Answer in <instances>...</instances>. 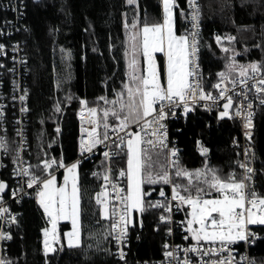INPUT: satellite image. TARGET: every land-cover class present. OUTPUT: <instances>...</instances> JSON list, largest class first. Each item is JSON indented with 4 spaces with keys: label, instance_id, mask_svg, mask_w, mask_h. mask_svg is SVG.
Masks as SVG:
<instances>
[{
    "label": "trees",
    "instance_id": "trees-1",
    "mask_svg": "<svg viewBox=\"0 0 264 264\" xmlns=\"http://www.w3.org/2000/svg\"><path fill=\"white\" fill-rule=\"evenodd\" d=\"M200 6L201 31L199 35L200 78L206 92L215 93L212 87L219 72H227L233 60L236 65L257 63L264 69V0H197ZM173 8L175 31L187 34L186 0H176ZM183 13V14H182ZM4 12H0V16ZM133 20L137 28L145 23L161 22V0H26L23 17L13 38L22 43L26 58L28 86L29 157L35 175L45 178L42 160L54 158L57 163L74 162L78 155L77 110L81 100L89 107L104 108L100 97L108 101L116 98L127 79L128 35ZM125 23L129 28H125ZM221 37L217 43L216 37ZM227 37H233L229 40ZM227 48L225 52L222 49ZM163 72L162 55L157 54ZM142 63V57H140ZM238 71L231 73L237 79ZM59 106L60 111H56ZM194 110L175 121L174 133L179 148L178 161L189 171L208 168L227 179L234 174L239 179V150L232 140L239 134V122L233 118H219L223 107L208 109L193 105ZM115 124L114 118L109 117ZM57 128L60 129L57 132ZM111 129L108 130V132ZM103 139L104 129H98ZM9 152L13 150L12 128L8 131ZM206 147L201 154L200 145ZM252 145L256 170V190L264 197V105L257 108ZM159 163L165 166L164 152L160 149ZM156 158V157H154ZM126 149H117L110 166L113 172L125 169ZM107 163L101 150L78 164V187L81 194L79 247L70 248L63 236L56 243L55 253L43 251V229L46 217L37 202L36 193L23 198L17 208L21 211L8 242V260L11 264H121L114 257L111 220L103 219L96 193L100 192ZM155 171H161L159 164ZM63 171L57 172L60 176ZM9 165L0 166V180L9 183ZM97 173V175H93ZM176 183L186 184L176 177ZM126 183V180H125ZM166 184H145L144 191L151 193L146 200L154 202ZM194 194V193H193ZM215 192L210 196L214 197ZM158 209H149L142 215L135 213V231L141 226L138 237H131L129 260H143L158 256L163 240V227L158 223ZM70 227L67 221L59 223L62 234ZM257 238L249 248L251 264H264V226H253Z\"/></svg>",
    "mask_w": 264,
    "mask_h": 264
},
{
    "label": "snow or ice",
    "instance_id": "snow-or-ice-1",
    "mask_svg": "<svg viewBox=\"0 0 264 264\" xmlns=\"http://www.w3.org/2000/svg\"><path fill=\"white\" fill-rule=\"evenodd\" d=\"M132 4L134 0H127ZM163 22L148 24L142 28H137V22L133 20L131 30L128 35L129 47L125 51L127 58V79L122 85V90L116 92V98L108 101L105 97H100L108 107L97 108L88 107V102L81 100L82 111L80 113L82 123L91 125L90 128H81L82 133H86V138L82 137L80 146L82 152H91L98 144H102L110 139L108 130L111 129L116 140L113 145L121 151L126 148L127 169L121 170L120 176L127 177V188H121L112 183L107 170L103 175L104 184L101 191L96 193L95 201L100 206V215L103 219L111 220V231L109 235L115 240L117 245L126 242L130 226H135V213L141 215L149 209H163L159 216L160 224L174 223L172 220V202H176L178 210H183L182 206H187L189 211L186 213L184 221H181L184 231L195 243L183 249L184 258L177 259L176 251H165V258L177 260V264H193L189 254L200 257L199 264H233L229 246L239 242H251L257 238L256 233L250 231L249 225L264 226V197L260 196L246 181L251 180L254 170L246 164L240 167L245 169V177L237 180L234 174H230L227 179L221 177L215 169L208 168L195 169L189 171L180 167L177 151L171 150L169 155L168 167L174 170L176 177L186 179L187 183H173L170 174L165 170V166L159 163V152L157 149L167 148V129L163 123L169 115L175 116L177 107H182L185 114L193 111V105L198 100L212 101L217 99L225 100L223 111L219 112V118H232L230 109L236 108L235 116H242L244 119L245 135L251 139V129L253 127V112L244 110L242 106L234 103L233 96L227 95L229 89L224 87L225 82L233 84L235 90V79L230 80V75L238 69L239 84L248 88L249 80L255 81L251 88L257 93H264V78L257 80L256 73L261 72V66L251 63L247 66L236 65L233 60L226 67L227 72H219L218 83L212 87L218 90V97L211 92L204 90L202 79L198 71L197 53L198 43L196 36L198 32L193 31L190 35H177L174 30L173 8L176 7V0H162ZM192 9L191 20L193 29L198 28L199 9L196 0H188ZM183 14V13H182ZM125 28L129 25L125 23ZM232 40L233 37H227ZM220 43L221 37H216ZM4 45L0 44V52ZM227 52L229 49L223 48ZM156 53H163L166 57V64L162 74L156 60ZM142 57V63L141 59ZM0 67H3L0 64ZM251 73V74H250ZM247 100L245 92L239 93ZM25 95L20 96L24 101ZM260 104L264 105V98L260 99ZM3 106L0 105V108ZM210 108L209 105H205ZM253 107L252 103L247 104V109ZM21 111H27L26 108ZM56 111H60L57 106ZM2 114V113H0ZM112 117L117 123H110ZM137 125L139 131H127L130 125ZM103 127V139L100 138L98 129ZM60 131L59 128L56 130ZM120 133H125L121 136ZM143 133V134H142ZM125 137H127L125 139ZM23 143V142H21ZM200 145V142L197 141ZM0 149H7L6 142L0 137ZM202 155H206L208 149L200 145ZM104 157L110 159L113 153L104 152ZM156 157V158H154ZM43 170L48 172L54 164L64 168V181L57 183V178L49 173V178L43 179L35 174H31L29 167L15 171L19 175L21 172L28 177L27 186H36L37 202L43 208L45 215L49 218L50 228L43 229L44 252L55 253L57 249L53 246L59 241L57 224L60 220H70L72 231L64 233L67 238L68 247H79L80 237V216H81V194L78 187L77 168L79 161L70 166H66L61 160H42ZM159 164L161 171H155ZM93 175H97L94 173ZM172 184L171 199L157 200L151 202L146 197L151 193L144 191L145 184ZM109 185L111 192L109 191ZM70 186V187H69ZM7 185L0 181V193H3ZM213 192L217 193L216 198H205ZM194 193V194H193ZM13 196L16 191H13ZM159 195L165 197L163 189ZM2 199V198H0ZM6 208L0 207V213H5ZM11 223H15L12 217ZM142 226V221H141ZM171 234L172 229L168 228ZM10 234L0 231V240H10ZM165 249L169 245H164ZM179 249V246H176ZM225 250H229L228 257L220 256L219 259H208L204 257H215ZM117 255L121 260L125 258L122 248ZM0 264H11L10 261L0 259Z\"/></svg>",
    "mask_w": 264,
    "mask_h": 264
},
{
    "label": "built area",
    "instance_id": "built-area-1",
    "mask_svg": "<svg viewBox=\"0 0 264 264\" xmlns=\"http://www.w3.org/2000/svg\"><path fill=\"white\" fill-rule=\"evenodd\" d=\"M25 1L26 0H0V12H4V15L0 16V44L4 45V49L2 52H0V64L3 65V67H0V105L3 107L0 108V137H3L7 149H0V166L6 167L9 165V168L11 170L10 173V180L9 183L0 180L6 183L7 187L3 193H0V207L6 208L7 211L5 213H0V231L8 233L11 235V232L13 228L16 226L18 218L21 214V211L16 207L17 204L20 203V201L23 198H29L35 190L38 188L36 186H33L32 188H28L27 182L28 177L24 176L21 172L19 175L14 174L15 171H18L20 169L26 168L31 166V161L29 157V137H28V130H27V122L29 119V105H28V86L26 83V76H27V70H26V58L24 54V50L22 47V43L13 38L14 33L19 28L20 21L24 14L25 9ZM196 3L198 5L199 9V18L196 23H198V28L193 29L192 24L193 21L191 20V12L192 9L190 8L188 4V0H186V6H187V34L189 35V39L191 40V33L193 31L198 32V35L196 36L197 43H198V53H197V63H198V71L201 75L200 65H199V35L201 31V16H200V6L199 3L196 0ZM251 74V73H250ZM256 78L259 80L260 78H264V69L261 70L260 73H256ZM220 79V78H219ZM219 79L214 83H218ZM239 79L237 78V83L235 84V90H233L234 86L230 82H225L224 87H227L229 89L227 95L233 96L234 103L237 106H242L244 110L252 111L253 117H252V123L253 127L251 129V139H249L248 136L245 135L247 129L244 127V119L242 116L237 117L234 115L236 108L230 109V113H232V118L237 120L239 122V134L236 136L232 142L231 146L239 150L240 158H239V179L242 180L245 177V169L241 168V164H246L248 167L252 168L254 171L249 174L251 175V180L246 181L251 187L252 190H254L257 193L256 190V170L254 167V150L252 145V138H253V130H254V121H255V115L257 108L261 106L260 99L264 98V93H257L255 89L251 88V85L255 83V81L249 80L248 82V88H245L243 85L239 84ZM205 90V89H204ZM215 93L213 96L218 97L219 93L217 89H214ZM245 92L247 94L248 99L244 100L243 96L239 95V93ZM26 98L24 101L20 100V96L25 95ZM226 102L222 99H217L215 104H213L212 101H203L198 100L197 104L202 105L205 107V105H209L210 108H219L220 106L223 107V103ZM251 102L253 107L251 109H247V104ZM89 107V106H88ZM26 108L27 111H21V109ZM82 111V106L77 110V119H78V155L74 159V162H80L83 158L90 157L94 153H96L98 150L102 151V154H104L105 151H109L113 153L110 159H106L107 163V170L108 174L110 175V180L112 183L117 184L119 187L126 189V176L121 177L120 172L121 170H125L122 168H118L117 171L113 172L110 168L113 159L117 156V149L112 146L113 140H116L115 135L110 130L108 132L110 139L108 141H105L102 144H98L91 152H82L80 141L82 137L86 138V133L81 132V128H90L91 125H89L87 120V114L85 113V122L82 123L80 113ZM176 115L172 116L169 115L167 119L163 122L167 129V148L166 149H160L164 152L165 155V161H166V170L170 174V178L173 183L174 182L172 178V168L168 167L169 159L171 158L169 153L171 150L175 149L177 151V157L179 153V148L176 143V137L174 136L175 131L177 130L175 121L184 117L185 114L182 107H177L175 109ZM12 128V136H13V150L9 152L8 148V142H10V138L8 136V131ZM139 127L137 125H130L129 129L127 131H139ZM143 134V133H142ZM121 136H124L125 133H120ZM127 137H125L126 139ZM23 142V143H21ZM117 143H119L118 140H116ZM171 158V159H176ZM49 160H55L54 158H51ZM56 161V160H55ZM72 163V162H71ZM71 163H65L66 166H68ZM53 167L56 169L52 171L51 173H57L59 171H63L64 168H60L57 166V164H54ZM29 171L31 174H34L31 167L29 168ZM44 178H41V181ZM104 180L101 182V186L104 184ZM100 186V189H101ZM165 192V197H161L160 195L156 197L155 201L157 200H164L167 198L168 200L171 199L172 195V184H166L165 188L163 189ZM13 191H16V195L13 196ZM109 191L111 192V187L109 185ZM218 196L217 193H215L214 197H205V198H216ZM172 220L174 223L171 224H160L159 223V216L162 214L163 209H158L159 214L157 217L158 223L163 227V240L161 242V247L159 250L158 256L150 259H137V260H129L128 259V252L130 248V239L131 237H138L139 232L141 231V226H139L135 231H131L129 227L128 231V237L124 244L117 245L115 240L113 239L114 244V257L118 259L121 264H177V260L172 258H165L164 252L165 251H176L177 259L182 260L184 258L183 249L188 247L189 245L194 244L195 242L192 241L190 238L188 240H185L184 237L187 235V233L184 231L185 225L181 223V221L185 220L186 213L189 211L187 206H182L183 210H178L176 207V202H172ZM12 217H15L16 222L11 223ZM45 227L47 224H44ZM253 226L256 225H249L250 231L256 233ZM168 228L172 229L171 234L168 233ZM252 240L251 242H243L239 241L229 246V249L231 251V258L233 261V264H251V256L249 255V248L253 244ZM8 242L9 240H0V259H3L5 261L8 260ZM169 245L168 249H165L164 245ZM176 246H179V249H177ZM122 248L125 253V258L121 260L119 256L117 255L119 249ZM191 256V259L193 261V264H199L200 257L195 254H189ZM228 257L229 250H225L223 253L218 254L215 257H204L205 260L208 259H219L220 256Z\"/></svg>",
    "mask_w": 264,
    "mask_h": 264
},
{
    "label": "rangeland",
    "instance_id": "rangeland-1",
    "mask_svg": "<svg viewBox=\"0 0 264 264\" xmlns=\"http://www.w3.org/2000/svg\"><path fill=\"white\" fill-rule=\"evenodd\" d=\"M173 18H174V15H173ZM162 22H163V4H162V0H161V22H160V23H162ZM174 30H175V23H174ZM175 32H176V31H175ZM176 34H177V35H185L184 33H177V32H176ZM157 54L162 55V58H163V72H164V68H165V64H166V57L164 56L163 53H156V54H155V55H156V60H157V64H158V66H159V62H158ZM249 64H251V63H247V64H245L244 66H247V65H249ZM237 71H238V69H237ZM163 72H162V74H163ZM125 149H126V148H125ZM126 151H127V150H126ZM73 163H76V162H72V163L69 164L68 166L72 165ZM126 169H127V156H126V162H125V171H126ZM64 174H65V173H64V170H63V173L61 174L60 179H59L58 176H57V173H51V175L56 176V178H57V183H58V184H62V183H63V181H64ZM77 175H78V171H77ZM47 178H49V174H48L44 179H47ZM69 187H70V186H69ZM126 187H127V177H126ZM37 191H38V189H37ZM36 198H37V197H36ZM38 204H39V203H38ZM42 210H43V208H42ZM43 212H44V211H43ZM137 214H139V213H137ZM44 215H45V213H44ZM45 217H46V220L48 221L49 218H48L46 215H45ZM64 221H67V222L69 223L70 227H69L68 229H66V230L61 234L60 231H59V223H60V222H64ZM50 227H51V225L49 224V222H47V226H46L45 228H50ZM70 231H72V223H71V221H70V220H60V221L58 222V224H57V233H58V236H59V241L56 242V243H61V241H62L61 237L63 236L65 243L68 245V243H67V238L64 236V233H66V232H70ZM56 243H54L53 246H55ZM43 251H44V235H43Z\"/></svg>",
    "mask_w": 264,
    "mask_h": 264
},
{
    "label": "crops",
    "instance_id": "crops-1",
    "mask_svg": "<svg viewBox=\"0 0 264 264\" xmlns=\"http://www.w3.org/2000/svg\"><path fill=\"white\" fill-rule=\"evenodd\" d=\"M63 173V172H62Z\"/></svg>",
    "mask_w": 264,
    "mask_h": 264
}]
</instances>
